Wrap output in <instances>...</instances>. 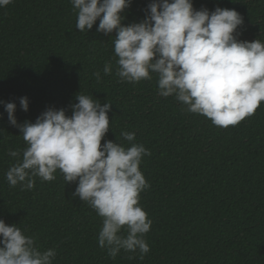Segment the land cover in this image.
Segmentation results:
<instances>
[{
	"label": "trees",
	"instance_id": "obj_1",
	"mask_svg": "<svg viewBox=\"0 0 264 264\" xmlns=\"http://www.w3.org/2000/svg\"><path fill=\"white\" fill-rule=\"evenodd\" d=\"M150 0H132L124 24L145 17ZM196 9L237 10L241 40H264V0H193ZM70 0H12L0 8V101L16 104L18 123L35 122L47 108L71 105L81 93L111 102L104 140L134 131L151 151L140 165L151 187L140 204L152 220L141 260L115 259L98 246L101 218L79 197L76 183L36 178L31 190L10 187L5 173L23 150L18 127L0 104V219L17 224L41 249L55 247L54 264H264V102L234 126L187 112L174 96L158 94L157 77L130 83L116 75L114 33L76 28ZM105 62L113 71L103 73ZM101 72V79L93 75ZM29 100L28 111L20 98ZM112 127V128H111ZM102 140V143L104 142ZM121 142H129L121 138Z\"/></svg>",
	"mask_w": 264,
	"mask_h": 264
},
{
	"label": "clouds",
	"instance_id": "obj_2",
	"mask_svg": "<svg viewBox=\"0 0 264 264\" xmlns=\"http://www.w3.org/2000/svg\"><path fill=\"white\" fill-rule=\"evenodd\" d=\"M11 3L0 0V8ZM70 3L79 31L88 32L99 20L98 32L114 33L120 80L138 83L155 75L160 96H174L187 112L222 127L236 125L264 102V40L238 38L244 20L237 10L196 9L193 0H150L142 20L124 24L122 13L132 0ZM112 71L111 62H105L103 73ZM93 75L101 79L100 70ZM76 100L71 115L49 107L35 122L24 123L17 121L14 102L0 101L26 145L22 151L8 149L15 162L5 179L10 187L31 190L37 177L53 181L59 171L65 183H76L73 197L101 218L98 246L108 257L115 259L123 251L132 254L129 259L138 255L142 260L150 251L145 236L152 220L140 204V194L151 187L140 165L151 151L135 142L134 131H122L115 142L104 140L111 126L110 101L101 104L80 91ZM20 107L28 111L26 96ZM25 231L0 219V264H54L56 248L42 250Z\"/></svg>",
	"mask_w": 264,
	"mask_h": 264
}]
</instances>
